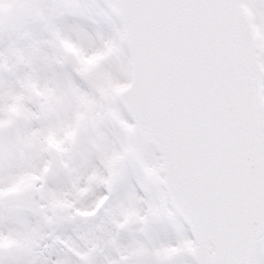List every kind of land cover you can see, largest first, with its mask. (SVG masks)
Returning <instances> with one entry per match:
<instances>
[{
  "label": "snow or ice",
  "instance_id": "1",
  "mask_svg": "<svg viewBox=\"0 0 264 264\" xmlns=\"http://www.w3.org/2000/svg\"><path fill=\"white\" fill-rule=\"evenodd\" d=\"M0 264H264V0H0Z\"/></svg>",
  "mask_w": 264,
  "mask_h": 264
}]
</instances>
